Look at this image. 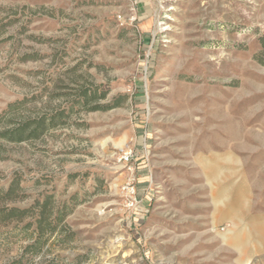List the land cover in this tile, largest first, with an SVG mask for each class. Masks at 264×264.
I'll use <instances>...</instances> for the list:
<instances>
[{
    "label": "rangeland",
    "instance_id": "rangeland-1",
    "mask_svg": "<svg viewBox=\"0 0 264 264\" xmlns=\"http://www.w3.org/2000/svg\"><path fill=\"white\" fill-rule=\"evenodd\" d=\"M0 264H264V0H0Z\"/></svg>",
    "mask_w": 264,
    "mask_h": 264
},
{
    "label": "trees",
    "instance_id": "trees-1",
    "mask_svg": "<svg viewBox=\"0 0 264 264\" xmlns=\"http://www.w3.org/2000/svg\"><path fill=\"white\" fill-rule=\"evenodd\" d=\"M26 127V124H22V125H20V126H18L17 128H15L14 130H13V135H15L18 139L19 138H21V133L24 131V128ZM19 214V212L18 211H16L15 209H10L9 210V212H7V217L8 216H14V215H18ZM40 245H41V243L39 242V243H37V244H32V245H28V247L27 248H30V246H35V247H40Z\"/></svg>",
    "mask_w": 264,
    "mask_h": 264
},
{
    "label": "built area",
    "instance_id": "built-area-1",
    "mask_svg": "<svg viewBox=\"0 0 264 264\" xmlns=\"http://www.w3.org/2000/svg\"><path fill=\"white\" fill-rule=\"evenodd\" d=\"M127 192H128L129 194H131V195L134 194V190H133V186H132V185H130V186L127 187Z\"/></svg>",
    "mask_w": 264,
    "mask_h": 264
}]
</instances>
